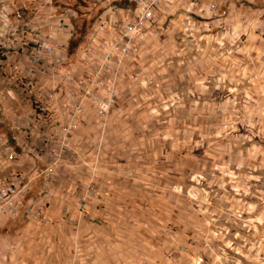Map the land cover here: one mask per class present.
Returning a JSON list of instances; mask_svg holds the SVG:
<instances>
[{"label":"rangeland","instance_id":"obj_1","mask_svg":"<svg viewBox=\"0 0 264 264\" xmlns=\"http://www.w3.org/2000/svg\"><path fill=\"white\" fill-rule=\"evenodd\" d=\"M59 6L76 15L72 35L47 28L70 38L71 75L53 98L2 43L58 12L0 0V135L18 143L42 115L76 119L63 145L47 140L51 154L12 163L44 216L0 220V264H264V0L163 1L138 52L101 85L115 89L113 106L101 114L90 100L79 116L68 88L85 78L101 3Z\"/></svg>","mask_w":264,"mask_h":264},{"label":"built area","instance_id":"obj_2","mask_svg":"<svg viewBox=\"0 0 264 264\" xmlns=\"http://www.w3.org/2000/svg\"><path fill=\"white\" fill-rule=\"evenodd\" d=\"M96 1L101 3V13L92 36L93 42L87 48L85 57L80 55V60L86 59V66L83 63V68L86 69L83 76L85 78H76L74 86L68 88L69 101L66 102V107H69L75 116L82 113L86 102L90 100L93 104L96 103L101 114H106L113 106L115 89L112 86L102 89L101 85L108 80L107 75L119 71L116 67L121 66L124 56L138 52L137 39L155 20L160 4L167 0H129L132 5L126 6H121L114 0ZM44 3L51 13L58 12L57 18L54 19L53 15L47 17L44 26L37 23L35 27H21V30H24L21 35L27 38L12 43L3 42L2 47L6 50L13 49L16 54L26 56L28 59L26 77L33 81L43 77L45 79L42 83L43 87L46 88L45 84H47L49 96L54 98L59 91L60 82L63 81L61 79L69 78L71 75L65 65L68 61L66 51L70 38L53 36L47 33V28H56L61 36H64L65 32L72 35V20L76 11L68 6L54 8L55 0H44ZM25 28L30 29L29 36H26ZM101 89L104 90V94L99 93ZM39 109L41 113L46 114L49 111V103L40 102ZM74 118L57 121H53L49 115L35 118L36 122H40L38 134L30 132L18 143H10L5 135H0V220L16 218L21 213L34 220L44 216L42 201L26 203L31 181L26 180V176L21 172L12 171V163L17 160H32L41 154H51L53 151L51 149L52 152H49L47 140L55 138L63 145L66 136L74 131L76 126ZM56 122L59 134L52 137L48 131ZM37 137L43 138L44 142L38 143ZM8 170L10 172L5 175ZM93 190V187L88 189L91 194Z\"/></svg>","mask_w":264,"mask_h":264}]
</instances>
